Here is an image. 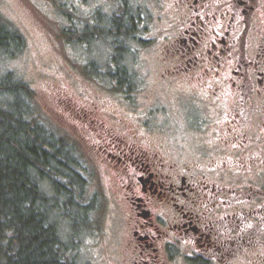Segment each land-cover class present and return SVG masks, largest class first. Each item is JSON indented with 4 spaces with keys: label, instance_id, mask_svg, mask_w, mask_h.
I'll return each instance as SVG.
<instances>
[{
    "label": "flooded vegetation",
    "instance_id": "obj_1",
    "mask_svg": "<svg viewBox=\"0 0 264 264\" xmlns=\"http://www.w3.org/2000/svg\"><path fill=\"white\" fill-rule=\"evenodd\" d=\"M157 12L162 128L62 99L112 181L105 263L264 264V0H159Z\"/></svg>",
    "mask_w": 264,
    "mask_h": 264
},
{
    "label": "rangeland",
    "instance_id": "obj_2",
    "mask_svg": "<svg viewBox=\"0 0 264 264\" xmlns=\"http://www.w3.org/2000/svg\"><path fill=\"white\" fill-rule=\"evenodd\" d=\"M127 1L137 10L143 31L141 41L128 46L126 65L133 88L124 93L113 89L108 75L111 49L107 41L99 39L80 46L70 42L81 37L85 26L92 28L97 17L112 15L120 0H0V18L25 41L19 55L0 64V73L12 72L32 90L37 113L52 131L73 143L86 172L87 194L96 195L101 202L92 229L73 239L77 264H106L104 256L110 252L114 234H118L120 216L111 198V178L97 166L74 128L73 110L62 99L69 96L83 105L95 102L129 127H134L135 117H140L150 126L162 128L169 112L168 96L163 92L156 95L153 88L162 72L157 51L162 27L154 23L159 0ZM92 62L96 70L91 68ZM63 234L68 241L69 230L64 228Z\"/></svg>",
    "mask_w": 264,
    "mask_h": 264
},
{
    "label": "trees",
    "instance_id": "obj_3",
    "mask_svg": "<svg viewBox=\"0 0 264 264\" xmlns=\"http://www.w3.org/2000/svg\"><path fill=\"white\" fill-rule=\"evenodd\" d=\"M142 31L137 10L120 0L112 15L97 17L70 42L107 41L113 89L127 93L133 88L128 46L141 41ZM24 46L22 35L0 18V64ZM90 66L96 68L93 62ZM32 95L12 72L0 73V261L77 264L73 239L92 229L101 202L87 194L86 172L73 143L44 123Z\"/></svg>",
    "mask_w": 264,
    "mask_h": 264
}]
</instances>
